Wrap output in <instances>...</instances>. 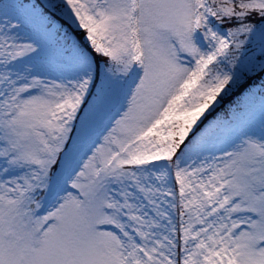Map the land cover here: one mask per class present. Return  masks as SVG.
<instances>
[{
  "label": "snow or ice",
  "instance_id": "snow-or-ice-1",
  "mask_svg": "<svg viewBox=\"0 0 264 264\" xmlns=\"http://www.w3.org/2000/svg\"><path fill=\"white\" fill-rule=\"evenodd\" d=\"M0 264H264V0H0Z\"/></svg>",
  "mask_w": 264,
  "mask_h": 264
}]
</instances>
